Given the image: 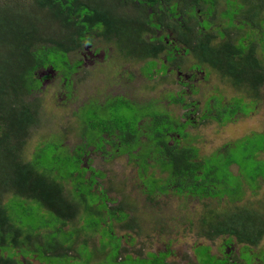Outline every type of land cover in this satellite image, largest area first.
<instances>
[{"label":"trees","instance_id":"obj_1","mask_svg":"<svg viewBox=\"0 0 264 264\" xmlns=\"http://www.w3.org/2000/svg\"><path fill=\"white\" fill-rule=\"evenodd\" d=\"M92 35L120 58L143 63L147 78L166 72L168 64L174 67L181 46L183 55H195L197 69L207 64L237 86H264V0H0V264H72L83 258L80 249L90 250L92 263L106 257L113 264H174L166 261L169 253L128 254L121 243L125 236L118 237L113 225L132 229L136 219L123 200L107 196L108 188L98 181L104 174L84 165L90 146L104 155L127 154L139 171L159 167L165 178L149 177L152 183L144 185L151 202L170 193L201 200L233 195L237 188L227 187L237 176L229 170L237 148L248 150L243 159L252 164L249 180L241 175L248 181L243 184L264 180V160L251 155L264 150V132L217 149L225 154L222 166L212 155L200 156L185 131L189 121L152 104L135 107L120 96L101 103L88 99L77 110L80 144L69 147L61 137H52L35 143L25 158L24 147L45 123L36 93L46 77L39 78L36 71L52 68L69 97L71 76L80 63H71L68 55L89 44ZM220 103L221 97L211 96L203 117L223 125L251 111L241 98ZM122 106L125 111H118ZM255 135L252 142L249 137ZM238 168L239 175L246 174L245 163ZM205 228L202 235L209 240L229 234L240 243L255 244L236 214L227 212ZM247 249L241 247V258ZM194 255L195 264L226 263L204 247Z\"/></svg>","mask_w":264,"mask_h":264},{"label":"rangeland","instance_id":"obj_2","mask_svg":"<svg viewBox=\"0 0 264 264\" xmlns=\"http://www.w3.org/2000/svg\"><path fill=\"white\" fill-rule=\"evenodd\" d=\"M176 56L179 60L174 67L168 64L166 72L154 73L151 78H147L144 68L142 69L143 63L120 58L111 45L92 35L89 44L68 55L71 63L81 61L77 72L71 76L69 97H65L67 90L63 88L57 73L49 67L36 71L39 78L46 77L36 93L45 115V123L33 133L23 149V156L29 158L35 149V143L46 142L52 137H61L62 145L69 147L80 144V116L77 110L87 103L88 99L101 103L106 98L121 96L134 103V106L152 104L160 111H166L174 119L189 121L185 131L189 133V138L198 148L200 156L212 155L224 166L225 154L223 151L218 153L217 149L225 143L253 133L263 134L264 86L255 90L247 86H237L232 78L207 64L197 69L194 67L195 55H183L181 46H178ZM163 61L164 58L161 57L156 68ZM171 96L183 101L173 103ZM211 96L221 97V105H227L231 99L241 98L251 104L248 107L251 111L247 115H235L223 125L217 124L211 116L203 117L206 113L205 103ZM122 108L123 106L119 107L118 111L124 112ZM151 110L154 111V108ZM257 137L258 135L249 138L254 142ZM106 148L109 149L108 146ZM87 150L89 152L84 159L89 162H84V165L89 163L96 171L104 174L98 181L102 182L105 189L108 188L107 196L110 199L123 200L126 207H130V214L136 219V227L133 226L132 229L119 230L116 229V224L113 225L116 229L113 231L118 237L125 236L121 243L130 250L128 254L131 253L132 257L136 255L134 252H164L169 253L167 262L186 264L190 261L195 264L197 257L194 254L199 247H204L218 258L228 256L229 264L244 261L245 264H264L259 253L261 252L264 259V180L258 178L254 186L243 184L242 181L248 183L244 178L248 179L252 173L251 162L249 159H243L248 150L237 148L233 156L234 164L229 167V170L237 175H234L233 181H228L231 184L227 187L228 190L237 188L233 195H223L221 200H201L178 197L170 193L156 197L152 202L147 199L144 185L152 183L149 177L155 181L165 178L166 174L161 173L159 167L152 166L139 171L127 154L104 155L93 146ZM251 155L254 159L264 160V150L251 152ZM243 163L247 167L246 174L239 175L238 167ZM237 183L240 184L238 187L235 186ZM227 212L240 217L254 235L255 244L248 246L247 255L244 254L242 259L240 250L244 244L231 235H217L212 240L202 235L207 231V223L221 220ZM106 223L105 227L109 228L111 223L108 220ZM94 238V243L97 244L96 239L99 240L100 237L96 234ZM89 251L80 249L79 253L83 254V258L73 260L72 264H113V261L110 258L107 260L106 257L100 262L92 263L93 256ZM248 255L252 261L248 259ZM256 257L261 261L256 260ZM59 263L64 261L60 260Z\"/></svg>","mask_w":264,"mask_h":264},{"label":"flooded vegetation","instance_id":"obj_3","mask_svg":"<svg viewBox=\"0 0 264 264\" xmlns=\"http://www.w3.org/2000/svg\"><path fill=\"white\" fill-rule=\"evenodd\" d=\"M77 62H78V61H77ZM79 63H80V64H79V66H80V65H81V61H79ZM49 68H50V67H49ZM78 68H79V67H78ZM50 69L55 73V71H54L52 68H50ZM76 72H77V70H76ZM76 72H75V73H76ZM45 79H46V78H45ZM45 79H44V80H45ZM113 97H118V96H113ZM120 97H121V96H120ZM122 98H123V97H122ZM106 99H107V98H106ZM123 99H124V98H123ZM104 101H105V100H104ZM239 243H240V242H239ZM241 244H244V246H247V248H248V246H253V245H246L245 243H242V242H241ZM240 251H241V250H240ZM262 252H264V251H262ZM227 257H228V256H226V258H221L222 260H225V262H226L225 264H229V263L227 262V260H228ZM241 259H242V258H241ZM248 259H250V261H252V259L250 258V256H249ZM256 260L261 261V259H259V258H257V257H256ZM243 261H244V259H243ZM234 264H245V261H244V263H236V262H234Z\"/></svg>","mask_w":264,"mask_h":264},{"label":"bare ground","instance_id":"obj_4","mask_svg":"<svg viewBox=\"0 0 264 264\" xmlns=\"http://www.w3.org/2000/svg\"><path fill=\"white\" fill-rule=\"evenodd\" d=\"M248 191V190H247ZM215 226V225H214ZM214 230V229H213ZM12 239V238H11ZM205 239V238H204ZM215 239V238H214ZM211 242V241H210ZM11 244V243H10ZM63 244V243H62ZM7 246V245H6ZM13 247V246H12ZM37 247V246H36ZM46 247V246H45ZM5 248V247H4ZM38 248V247H37ZM1 249V248H0ZM8 251V250H7ZM23 252V251H22ZM160 253V252H159ZM39 254V253H38ZM56 254V253H55ZM58 254V253H57ZM62 255V254H61ZM57 256V255H56ZM69 256V255H68ZM87 258V257H86ZM1 259V258H0ZM14 260V259H13ZM10 263V262H9Z\"/></svg>","mask_w":264,"mask_h":264}]
</instances>
